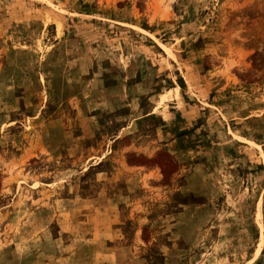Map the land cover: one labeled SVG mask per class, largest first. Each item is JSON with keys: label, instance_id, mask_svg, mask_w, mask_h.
<instances>
[{"label": "rangeland", "instance_id": "obj_1", "mask_svg": "<svg viewBox=\"0 0 264 264\" xmlns=\"http://www.w3.org/2000/svg\"><path fill=\"white\" fill-rule=\"evenodd\" d=\"M0 264H264V0H0Z\"/></svg>", "mask_w": 264, "mask_h": 264}]
</instances>
